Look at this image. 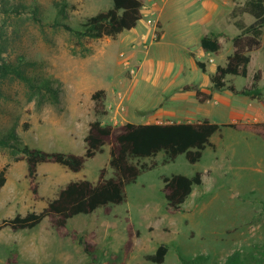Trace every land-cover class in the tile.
I'll return each instance as SVG.
<instances>
[{
	"label": "rangeland",
	"instance_id": "374dc122",
	"mask_svg": "<svg viewBox=\"0 0 264 264\" xmlns=\"http://www.w3.org/2000/svg\"><path fill=\"white\" fill-rule=\"evenodd\" d=\"M245 1L147 0L136 28L115 38L79 44L69 40L63 26L52 23L59 20L80 27V20L112 7L113 0H8L7 12L0 13V137H11L15 146H0V169L7 168V182L0 191L1 219L43 210L66 183L96 181L108 163V148L79 172L41 163V198L35 199L26 161L17 148L24 143L82 154L89 123L95 119L140 123L154 122L159 115L160 122L188 120L186 116L195 121L201 115L220 124L264 121V36L261 49L252 53L248 76L226 78L228 85L243 89L261 72V99L225 88L215 91L213 100L197 102L194 91L183 88L195 82L209 90L216 66L233 51L230 39L240 33L231 11ZM15 4L25 9L17 13ZM239 18L246 24L254 21L249 14ZM158 21L165 32L160 41L155 34ZM213 31L230 37H221L223 50L218 56L204 53L201 47V37ZM196 60L204 62L206 70ZM99 89L108 93L106 116L94 110L92 94ZM212 141L214 146L207 147L196 163L184 154L167 163L164 153L144 160L155 166L128 186L125 203L109 215L98 210L69 220L70 230L97 233L96 261L78 241L59 236L45 218L31 229L15 231L6 226L0 231V264H6L12 252L18 254L17 264H105L113 257L122 264H182L181 257L191 259L200 253L210 256L208 264H226L236 251L247 255L264 249V138L225 126ZM198 171L203 183L194 187L179 211L169 210L163 177L192 176ZM127 218L137 231L129 256L124 254ZM162 243L170 246L165 261L148 260Z\"/></svg>",
	"mask_w": 264,
	"mask_h": 264
},
{
	"label": "trees",
	"instance_id": "16d2710c",
	"mask_svg": "<svg viewBox=\"0 0 264 264\" xmlns=\"http://www.w3.org/2000/svg\"><path fill=\"white\" fill-rule=\"evenodd\" d=\"M147 0H113V6L101 10L98 13L80 20V27L71 23L56 20L53 26H63L69 33V40L82 44L84 41L104 37L115 38L118 34L136 28L145 15ZM8 0H0V13L7 12ZM13 9L21 13L25 6L15 4ZM64 9L61 10V14ZM249 14L254 18L250 24H246L240 16ZM234 24L240 29V33L232 37L233 51L227 56L224 64L216 66L215 72L210 77L212 82L209 90L201 88L197 83L190 82L184 85V90L194 91L199 102H206L214 98V92L225 88L236 94H241L250 99H261L262 91L258 86L261 72L254 74V81L250 87L238 89L235 84H227L229 75L247 77L249 65L252 61V53L261 49L264 36V0H246L243 5L235 6L231 11ZM156 41H159L163 31L161 21L157 22ZM230 37L222 32H211L201 38V47L204 53L220 55L223 50L221 37ZM196 64L206 70V64L196 60ZM9 66L5 65L7 70ZM13 71L23 80L32 83L31 79L22 71L13 68ZM51 88L49 87V90ZM94 110L97 115L109 114L107 106V91L96 90L92 94ZM229 126L238 130H250L264 138V121L257 122H231L220 124L205 117L200 120L190 121H166V122H132L125 121L113 124L95 119L89 123L84 137L85 151L82 154L64 151H47L33 148L27 144L17 146L22 152V158L27 164V178L30 189L35 199H40L38 167L41 163H57L73 172L81 171L87 161L100 153L109 150V160L106 166L100 169L96 181L86 178L71 180L66 183L54 198L48 199L47 205L41 211H31L26 214H17L12 218L1 219L0 231L8 226L17 231L31 229L47 218L51 226L61 237H71L78 241L84 250L96 261L98 244L97 233L81 235L77 230H70L69 220L76 215H91L98 210L104 214L112 213L115 206L128 200V186L135 183L147 170L155 166L149 164L146 159L155 158L164 153V162L175 161L179 155L184 154L190 163L201 160L204 150L214 146L212 138L223 127ZM12 138L0 137L1 147H14ZM164 185L162 193L167 200L169 210L179 211L183 203L191 195L194 187L203 183V173L198 171L192 176L186 174H172L163 177ZM7 182V168L0 169V191ZM127 241L124 245V254L129 256L137 235L135 226L127 218ZM170 246L162 243L147 259L155 263H163L169 252ZM210 256L200 253L191 259L181 257L182 264H208ZM250 261L252 264H264V249L244 255L236 251L229 255L226 264H244ZM18 254L12 252L7 258L6 264H17ZM91 264V263H87ZM105 264L118 263L113 257Z\"/></svg>",
	"mask_w": 264,
	"mask_h": 264
},
{
	"label": "crops",
	"instance_id": "0c3cea01",
	"mask_svg": "<svg viewBox=\"0 0 264 264\" xmlns=\"http://www.w3.org/2000/svg\"><path fill=\"white\" fill-rule=\"evenodd\" d=\"M225 2H226V0H225ZM162 23V22H161ZM213 32H215V31H213ZM211 33V32H210ZM209 33V34H210ZM206 35V34H205ZM165 37V32H163V34H162V36H161V38H160V40H162L163 38ZM203 37V36H202ZM201 37V38H202ZM159 40V41H160ZM200 42H201V40H200ZM107 96H108V93H107ZM189 99L190 100H192V98L191 97H189ZM194 100L195 101H197V102H199L197 99H196V97H195V94H194ZM213 100V99H212ZM186 111V109H184V112ZM184 116H186V114H183ZM187 117V118H186ZM186 117H183V119H188V120H190V121H193L194 119L193 118H191V117H189V116H186ZM158 118V119H157ZM203 118H205V117H203V116H197V118L195 119V120H200V119H203ZM155 119L156 120H154V122H160V118H159V115H157L156 117H155ZM177 121H182V119H179V120H177ZM112 123V122H111ZM144 123H150L149 121L148 122H144ZM113 124H117L116 122H113ZM108 160H109V158H108Z\"/></svg>",
	"mask_w": 264,
	"mask_h": 264
}]
</instances>
